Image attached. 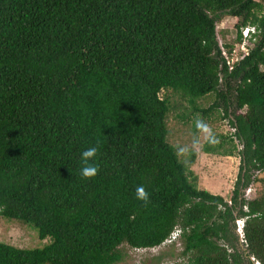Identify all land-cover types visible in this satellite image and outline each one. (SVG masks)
<instances>
[{
  "label": "trees",
  "instance_id": "obj_1",
  "mask_svg": "<svg viewBox=\"0 0 264 264\" xmlns=\"http://www.w3.org/2000/svg\"><path fill=\"white\" fill-rule=\"evenodd\" d=\"M223 17L236 23L232 43L221 46ZM247 26L255 40L228 70L221 47L229 54ZM166 90L205 119L219 110L230 126L239 149L228 200L198 189L167 143ZM210 94L216 102L198 108ZM90 147H98L99 171L84 179L80 157ZM254 182L262 190L246 200ZM0 218L49 240L29 249L0 242V264H120L123 247L158 248L174 229L179 250L153 257L156 264L165 256L250 264L237 220L247 255L264 264V4L0 0Z\"/></svg>",
  "mask_w": 264,
  "mask_h": 264
},
{
  "label": "rangeland",
  "instance_id": "obj_2",
  "mask_svg": "<svg viewBox=\"0 0 264 264\" xmlns=\"http://www.w3.org/2000/svg\"><path fill=\"white\" fill-rule=\"evenodd\" d=\"M259 4H264V0H254ZM236 19L230 17H223L220 22L215 25V34L217 42L222 46L223 44L232 43L235 36L234 24ZM222 50L223 47H221ZM161 98H166L169 103V112L166 117V128L168 135L166 141L171 145L176 153L179 148L187 147L189 153L183 156H178V160L186 165L192 174L196 177V186L198 189L205 190L213 195H218L224 200H228L233 183L237 173L238 156L236 150L239 149L236 141L231 138L232 130L227 121L220 118L221 113L219 110H212L209 112L208 118L201 117L199 112H194L184 99L179 95L172 93L168 90L160 93ZM216 102L214 94H210L196 102V106L200 109H206ZM182 115L184 117H182ZM202 119L208 124L215 135L217 136L221 148L230 149L231 146L235 147L234 156L221 157L212 154H204L201 148L193 149L192 142L194 138L200 136L201 144L204 145L202 135L198 132L194 133L195 120ZM194 153L192 164H188L190 160V153ZM260 178V175H255ZM251 185L250 198L256 197L262 190L261 183L254 182ZM0 242L12 245L17 248H40L47 244L49 240H39L35 231L27 225L22 223L4 220L0 218ZM174 246H172V245ZM172 247L173 252L179 250L178 243L172 242L163 244L158 248L150 250L141 249L133 250L123 247L122 250L126 254L125 261L120 264H156L153 257L160 253H168ZM178 261L170 259L165 256L159 264H177Z\"/></svg>",
  "mask_w": 264,
  "mask_h": 264
},
{
  "label": "clouds",
  "instance_id": "obj_3",
  "mask_svg": "<svg viewBox=\"0 0 264 264\" xmlns=\"http://www.w3.org/2000/svg\"><path fill=\"white\" fill-rule=\"evenodd\" d=\"M195 128L198 133L202 135V139L204 143L209 146H215L219 143V140L211 127L206 124L202 119L195 120ZM200 136L194 138L192 142V148H202ZM189 153V149L187 147H181L177 151L178 156H183ZM98 154V147H90L84 150L81 153V171L80 174L84 179H93L98 175L99 167L95 163V159ZM136 198L144 203L147 206L150 203L149 193L146 191L143 185H138L135 189Z\"/></svg>",
  "mask_w": 264,
  "mask_h": 264
},
{
  "label": "built area",
  "instance_id": "obj_4",
  "mask_svg": "<svg viewBox=\"0 0 264 264\" xmlns=\"http://www.w3.org/2000/svg\"><path fill=\"white\" fill-rule=\"evenodd\" d=\"M240 32V41L239 43L235 44L233 49L227 54L224 50L221 49L222 56L225 60V64L228 70L231 69L232 64L236 62L238 59L242 58L243 56L247 55L249 48L251 47L252 43L255 40V33L256 30L254 27L247 26L239 29ZM251 186H249L246 191L244 198L246 200H251L252 198L249 197L251 193ZM240 226H242V222H240ZM179 230L174 229V231L169 235V237L162 243V244H169L176 241L178 237Z\"/></svg>",
  "mask_w": 264,
  "mask_h": 264
},
{
  "label": "water",
  "instance_id": "obj_5",
  "mask_svg": "<svg viewBox=\"0 0 264 264\" xmlns=\"http://www.w3.org/2000/svg\"><path fill=\"white\" fill-rule=\"evenodd\" d=\"M240 228H241L240 220H237L236 221V234L238 236L239 245H240V247H241V249L243 251V254L245 255V257L247 258V260L249 261L250 264H258L256 261H254V259L251 256L247 255L246 250L243 247L242 237H241V233H240Z\"/></svg>",
  "mask_w": 264,
  "mask_h": 264
}]
</instances>
